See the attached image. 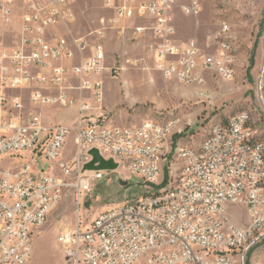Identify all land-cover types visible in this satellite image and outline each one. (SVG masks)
Here are the masks:
<instances>
[{"label": "built area", "instance_id": "1", "mask_svg": "<svg viewBox=\"0 0 264 264\" xmlns=\"http://www.w3.org/2000/svg\"><path fill=\"white\" fill-rule=\"evenodd\" d=\"M78 1L0 0V264H30L36 231L69 191L77 209L73 225L56 237L59 264L241 261L248 245L264 239L257 235L264 225V157L244 120L232 116L210 145L184 149L165 178L172 142L167 155H159V146L170 126H108L100 106L104 79L112 72L103 43L107 33L145 42L152 71L165 81L199 73L218 78L229 77L224 25L205 51L195 39L176 37L175 10L196 18V0L181 6L173 0H120L119 11H112L113 0H98L108 17L86 36L74 37L68 27ZM42 110L74 112V121L54 123ZM91 150L134 176L146 195L85 216L82 197L111 172L83 169ZM172 174L180 175L179 187H171ZM154 195L162 196L161 205H153ZM232 207L244 209L246 227L230 220Z\"/></svg>", "mask_w": 264, "mask_h": 264}, {"label": "rangeland", "instance_id": "2", "mask_svg": "<svg viewBox=\"0 0 264 264\" xmlns=\"http://www.w3.org/2000/svg\"><path fill=\"white\" fill-rule=\"evenodd\" d=\"M185 1L173 0V6H181ZM197 2L199 14L196 18H185L180 8L175 10L176 37L179 41L195 39L199 47L207 51L219 35V27L226 26L228 33L221 37L227 39L231 49L233 79L224 81L207 73L203 85L185 86L176 81H165L152 71L145 42L131 40L130 36L120 33H107L103 43L112 72L111 76L105 77L102 89L103 123L138 127L148 121L173 122L172 145L196 148L212 127L244 113L249 118L248 129L264 145V0ZM108 15L102 10L100 1L79 0L75 20L68 29L74 37L86 36L98 28L101 17ZM41 113L48 120L65 126L74 121V112L42 110ZM175 162L171 155L163 167L165 178L168 168ZM91 186L80 201V210L85 216L146 195L144 186L123 169L109 172ZM76 209L71 191L65 192L47 223L36 231L30 264L61 262L56 237L62 228L73 225ZM228 214L237 226H247L248 217L243 208L232 207ZM262 258L264 239L248 245L244 258L236 264H263Z\"/></svg>", "mask_w": 264, "mask_h": 264}, {"label": "bare ground", "instance_id": "3", "mask_svg": "<svg viewBox=\"0 0 264 264\" xmlns=\"http://www.w3.org/2000/svg\"><path fill=\"white\" fill-rule=\"evenodd\" d=\"M112 9H113V11H119L120 10V0H113ZM195 11H197V13H198V2H197V0L195 2ZM180 12L184 15V8H180ZM224 29L225 30H222V35H225L226 33H228V29L226 26H224ZM221 47L226 48V51L228 52V54H230V59H229V63H228L229 77H228L227 73H220V75H218V77L224 81H230L233 79V74H234L233 73V71H234L233 65H232L233 59L231 57V49H230L229 43L227 42L226 38H221ZM205 74H207V73H199V77L186 78L185 80H171V81H176L179 84L185 85V86L203 85L205 83V78H204ZM209 74L216 75V73H209ZM234 116L241 117L242 120H244V126L246 127V130H249L248 129L249 118L246 114L240 113V114H237ZM228 121H231V118H229ZM148 123H153V122L148 121ZM153 124H158V123H153ZM158 125L170 126L169 129H164V131L162 132V145L159 146V155H167V148H169V146L171 144V137L174 134L173 130L175 128V124L173 122H169V123L158 124ZM221 126L222 125L218 124V125H215L214 127H212L208 136L195 149H203L204 146L210 145L211 140L214 138L215 131L218 128H220ZM254 146L261 149L262 155L264 157V145H263V143L254 139ZM184 149L186 151H193L192 147H185V146H181L179 144H177L175 146L172 145L171 149H169V157L172 155V157H174L177 162H180ZM263 171H264V161H263ZM179 185H180V175L179 174H172L171 175V187H179ZM161 204H162V196L161 195H154L153 196V205H161ZM257 235H264V225L257 228ZM99 245H106V238H99Z\"/></svg>", "mask_w": 264, "mask_h": 264}, {"label": "water", "instance_id": "4", "mask_svg": "<svg viewBox=\"0 0 264 264\" xmlns=\"http://www.w3.org/2000/svg\"><path fill=\"white\" fill-rule=\"evenodd\" d=\"M89 155L92 157V160L84 165L83 169L85 171H94V170H105V171H114L117 169V165L113 163L112 160H103L95 150H91Z\"/></svg>", "mask_w": 264, "mask_h": 264}, {"label": "crops", "instance_id": "5", "mask_svg": "<svg viewBox=\"0 0 264 264\" xmlns=\"http://www.w3.org/2000/svg\"><path fill=\"white\" fill-rule=\"evenodd\" d=\"M263 260H264V258L261 259V261H263ZM263 264H264V263H263Z\"/></svg>", "mask_w": 264, "mask_h": 264}]
</instances>
